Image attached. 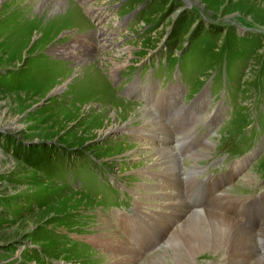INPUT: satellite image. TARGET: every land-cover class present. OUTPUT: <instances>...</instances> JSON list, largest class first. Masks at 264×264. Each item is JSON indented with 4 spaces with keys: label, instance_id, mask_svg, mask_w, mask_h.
I'll use <instances>...</instances> for the list:
<instances>
[{
    "label": "rangeland",
    "instance_id": "374dc122",
    "mask_svg": "<svg viewBox=\"0 0 264 264\" xmlns=\"http://www.w3.org/2000/svg\"><path fill=\"white\" fill-rule=\"evenodd\" d=\"M37 3L0 0V264H146L162 260L170 254L166 252L169 244L146 255L160 236L159 228L151 227L166 206L172 209L167 214L171 224L181 210L188 213L184 191L209 195V207L199 209L209 220L225 215L244 226L230 227L235 238L229 239L237 248L223 243L195 257L197 264H233L231 254L249 244L256 250L254 239L264 237V225L255 220L257 215L264 219L261 202L244 205L241 216H233L227 211V202L213 194L210 183L181 181L184 173L174 152L170 161L175 165L173 175H164L168 178L160 182L164 168L157 169L162 162L159 150L164 147L160 145L169 138L146 139L141 132L153 128V122L144 124L150 115L167 125L171 134H183L176 140L186 145L189 133L181 130L190 127L193 133L195 123L197 133L212 144H203L201 155L184 149L183 159L205 166L199 176L212 173L207 176L210 180L221 179L216 173L226 168L233 175L234 196L254 188L264 174V0H93L86 7L67 0L61 9L49 4L41 10ZM100 6L109 7L111 19L104 26L111 32L98 38L108 44L106 49L105 42L99 44L98 40L96 45L93 39L91 45L94 25L85 14ZM25 9L32 10L31 15L17 20L16 15L23 16ZM126 16L129 21L123 18ZM121 18L125 21L118 24ZM85 35L90 43H78L77 37ZM191 46L204 54L206 64L201 67L193 58L195 77L187 81L189 94L198 93L218 64L222 65L232 72L226 86L219 74L213 76V95L223 89L233 93L229 120L238 124L242 111H248L263 123L260 130L242 124L236 133L261 142L252 162L240 157L223 163L227 148L222 145L228 143L220 134L234 128L224 129L229 121L224 115L205 124L214 111L212 99L196 104L198 111L181 115L180 108L173 109V99L157 96L155 82L152 86L138 82L132 91L111 84L116 76L138 72L145 62L147 68L155 69L160 59L164 70V58L171 65ZM58 48L63 54L52 55ZM154 107L160 112H154ZM171 139L167 146L171 147ZM189 153L193 156L188 157ZM196 162L190 163L188 174L198 171ZM225 177L227 174L222 175ZM171 186L179 190L166 191ZM163 187L172 198L179 195L185 205L172 206L159 190ZM162 197L168 203L160 201ZM123 208L132 214L122 218L119 214L122 228L114 225L107 212ZM143 213L146 219H136L135 215L145 217ZM179 222L171 226L182 227ZM153 237L155 241L144 248V241ZM122 243L135 262L114 255Z\"/></svg>",
    "mask_w": 264,
    "mask_h": 264
},
{
    "label": "bare ground",
    "instance_id": "6f19581e",
    "mask_svg": "<svg viewBox=\"0 0 264 264\" xmlns=\"http://www.w3.org/2000/svg\"><path fill=\"white\" fill-rule=\"evenodd\" d=\"M17 3L18 2H16L14 5L16 6ZM65 3H67V0H38V3L36 4L37 5L36 8L41 10L45 5L47 6L50 4L56 9H61V7ZM13 6H12V9L15 8ZM31 11L32 10L25 9L23 16H19L17 14L16 15L17 20H24L26 17H29V15H31ZM86 36L87 35L82 36L81 38L77 37L78 43L82 44L83 41L86 42V39H87V38H85ZM88 42H89V39L86 43L88 44ZM89 46L90 45H88V47ZM59 49L61 50L62 48L56 49L58 52L53 51L52 55H55L56 53L63 54V51L60 52ZM152 117L150 115H147V117H146L147 120H145L143 117L144 124L146 122L147 123L153 122L152 125H154V126L150 130H147L146 128H145L146 131H145V129L142 130L141 136H144V138L148 139L150 137L155 138L157 135H159L163 140H166L167 138H169V140H170V138L172 137L171 136L172 134H171L170 130L167 128V125L165 126V124L160 123L159 121H157L155 118H152ZM141 120H142V118H141ZM141 124H143V123H141ZM145 126H148V125L145 124ZM129 134H131V133H129ZM168 141H166L165 143L160 145V146H162V145L164 146L162 149L159 150V155H158L161 157V158H159L160 162L161 161L162 162L160 163L159 166L156 165L157 169L164 165V168H161V172L159 173V176L162 175L160 182H162L164 178H168V176L170 174H171L170 177H172V175H173L172 173H173V170L175 167L174 163L170 162L171 158H172V156H174V154H173L172 149H170L171 147L167 146V144L169 143ZM173 162H175V159L173 160ZM163 172H165V174H163ZM166 174L168 176L164 177V175H166ZM159 190H161L160 192H163L168 197L172 206L176 205L177 208H179V207L181 208L185 205V203H184L185 201L183 202V201L178 199V197H180L179 195H176L175 198H172L171 194L165 193L164 187L159 188ZM167 190H169L173 193H176L179 189H176L175 187L171 186V189L169 187V189H166V191ZM168 199H165L163 197L159 198V200L162 201L163 203H168ZM181 199H182V197H181ZM166 207H167V209L164 208L165 210H163V212L162 211L158 212L159 210L157 209L156 212H158L157 213L158 218L154 221L155 224L151 228L152 229L153 228H159L157 231L160 232L161 241H164V245H166V246L169 244V248L166 252H169L170 254H168V256L166 258H163L162 260H153V261H150L146 264H164V263L165 264H197L195 261V257L199 256L202 252H204L208 249L212 250L213 248H216L217 246H222L223 243H224V245H226L227 243L229 245H232V242L234 240H231L229 238L230 237L235 238V233L231 228L240 229V228L244 227L238 221H232L233 219L230 220L231 218L229 219V217H226L225 215L222 217H219L220 220L218 218L212 217L211 218L212 221H211V220H209L210 216L206 215L205 213L200 212L199 209L194 210V209H192L193 207L190 208V207H188V205H186V207H187L186 209H187L188 213L182 214L183 211L181 210L180 216L174 220V222L180 221L179 225L182 227L175 228V227L171 226L172 224H174V222L171 224L169 222L171 217L168 218V215H167V214L171 215L172 209H170L168 206H166ZM160 208L163 209V207H160ZM162 215H164V217L168 218V219L167 220L162 219L161 218ZM135 216H136V219H139V220L146 219V216L144 215V213H143V216H145V217H142V219H140L137 215H135ZM143 225H144V223L142 221L141 226H143ZM129 226L130 225L128 224L126 227H129ZM153 240H154V237L151 238L150 240L144 241V248H146L148 243L152 242ZM171 241L174 243H171ZM188 244H189V246H188ZM232 247L237 248L236 246H233V245H232ZM256 252H257V249L255 250L252 247V245L249 244L241 252H238L236 254H231L230 258H231V261L233 264H238L239 262L242 263L243 261H246V263H248L250 261H257L259 259H263V260L257 264H264V257L259 255V257H260L259 258L258 256H256ZM131 254H132L131 250L129 248H127V245L125 243H122L115 250V253H114L115 256L125 255L127 258H129L130 260L133 261V260H135V256L132 257ZM133 262H135V261H133Z\"/></svg>",
    "mask_w": 264,
    "mask_h": 264
},
{
    "label": "crops",
    "instance_id": "0c3cea01",
    "mask_svg": "<svg viewBox=\"0 0 264 264\" xmlns=\"http://www.w3.org/2000/svg\"><path fill=\"white\" fill-rule=\"evenodd\" d=\"M128 20V19H127Z\"/></svg>",
    "mask_w": 264,
    "mask_h": 264
}]
</instances>
